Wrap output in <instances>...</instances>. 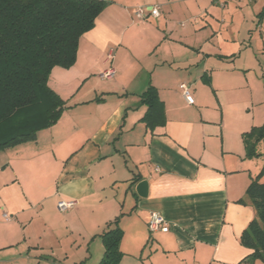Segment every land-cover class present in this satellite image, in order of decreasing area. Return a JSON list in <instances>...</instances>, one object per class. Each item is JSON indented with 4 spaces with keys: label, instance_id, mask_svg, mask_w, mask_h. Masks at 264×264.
<instances>
[{
    "label": "crops",
    "instance_id": "crops-1",
    "mask_svg": "<svg viewBox=\"0 0 264 264\" xmlns=\"http://www.w3.org/2000/svg\"><path fill=\"white\" fill-rule=\"evenodd\" d=\"M105 1L74 65L50 75L59 121L0 151V264H99L116 220L118 264H248L241 235L257 215L247 189L264 141L250 157L243 134L264 125V0ZM138 6L160 14L139 18ZM150 86L166 115L154 129ZM153 211L170 230H149Z\"/></svg>",
    "mask_w": 264,
    "mask_h": 264
},
{
    "label": "trees",
    "instance_id": "trees-1",
    "mask_svg": "<svg viewBox=\"0 0 264 264\" xmlns=\"http://www.w3.org/2000/svg\"><path fill=\"white\" fill-rule=\"evenodd\" d=\"M105 0H0V151L35 140L40 130L56 124L66 102L50 85L56 66L69 68L76 62L81 36L94 28L105 9ZM142 101L144 116L154 129L166 121L157 89L150 86ZM248 156H260L264 125L243 134ZM261 173L247 189L256 211L241 235L253 252L244 260H264V181ZM246 202V200H242ZM117 224L101 236L105 255L99 264H118L122 257L123 231Z\"/></svg>",
    "mask_w": 264,
    "mask_h": 264
},
{
    "label": "built area",
    "instance_id": "built-area-1",
    "mask_svg": "<svg viewBox=\"0 0 264 264\" xmlns=\"http://www.w3.org/2000/svg\"><path fill=\"white\" fill-rule=\"evenodd\" d=\"M217 3H219L222 6H225V0H215ZM135 14L139 17V18H143V19H147L149 18V16H153V17H157L159 16V8L157 6H138L135 9ZM116 74V68L115 67H110L108 70H106L105 72H103L101 74V76L103 78H113ZM180 89L182 91L183 96L185 97V99L187 100V102L189 104H193L195 102V97L192 93L191 90V85L187 82H182L180 83ZM74 202L73 201H60L58 204V207L61 210H66L68 208H70L71 206H73ZM148 227L149 230L151 232H155V231H168L170 230V225L167 223L165 217L156 211L151 212L150 214V218L148 220Z\"/></svg>",
    "mask_w": 264,
    "mask_h": 264
},
{
    "label": "water",
    "instance_id": "water-1",
    "mask_svg": "<svg viewBox=\"0 0 264 264\" xmlns=\"http://www.w3.org/2000/svg\"><path fill=\"white\" fill-rule=\"evenodd\" d=\"M147 190H148V181L147 180L141 181L137 186V191H138L139 195L142 197H146L147 196Z\"/></svg>",
    "mask_w": 264,
    "mask_h": 264
}]
</instances>
